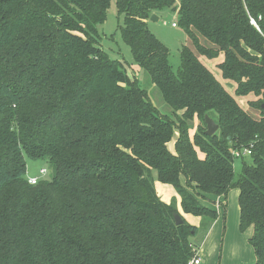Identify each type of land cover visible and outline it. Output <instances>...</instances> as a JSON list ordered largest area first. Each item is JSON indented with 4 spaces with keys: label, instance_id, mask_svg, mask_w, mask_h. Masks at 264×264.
I'll return each mask as SVG.
<instances>
[{
    "label": "trees",
    "instance_id": "16d2710c",
    "mask_svg": "<svg viewBox=\"0 0 264 264\" xmlns=\"http://www.w3.org/2000/svg\"><path fill=\"white\" fill-rule=\"evenodd\" d=\"M116 5L125 43L171 114L99 46L111 0H0V264H189L191 236L219 217L200 198L233 188L241 231L254 228V264H264V0ZM163 10L177 12L190 41L178 71L147 22ZM221 53L224 78L258 117L199 58ZM206 115L219 124L213 135ZM245 148L251 162L242 155L237 174L234 151ZM26 156L47 158L52 178L31 184ZM156 180L200 226L176 198H160Z\"/></svg>",
    "mask_w": 264,
    "mask_h": 264
},
{
    "label": "rangeland",
    "instance_id": "374dc122",
    "mask_svg": "<svg viewBox=\"0 0 264 264\" xmlns=\"http://www.w3.org/2000/svg\"><path fill=\"white\" fill-rule=\"evenodd\" d=\"M178 11V10H177ZM158 19H152L151 17L147 20L148 26L153 34L161 40L169 49V62L174 71H178L181 67V50L185 45H189V37L186 32L179 26H173L172 23L175 20V17L178 16L176 11L172 10H163L157 13ZM124 22V14H120L118 11V7L116 5V0H111V6L108 10L107 19L104 23L98 25V30L100 33L99 38V46L104 49L112 58L120 60L124 63L130 75L138 78V81L142 88H144L149 96V99L156 105L158 110L163 114H171V107L164 101L161 96V93L157 86L152 82L150 75L141 68L138 63L135 61L133 54L131 52L130 47L125 43L122 34H121V26ZM200 60L211 70L214 76L223 84V86L235 97V99L241 104V106L249 111L253 116L258 117L259 111L255 108H252L248 103V97H244L238 95L236 93V84L228 79H225L222 71L219 67V64L224 60V54L221 53L216 57L210 58L206 55H199ZM195 129L191 131L193 134ZM178 133L176 134V137ZM175 137V138H176ZM174 138V139H175ZM172 148V143L170 145ZM199 154H201L199 152ZM247 162H251V158L248 155L244 156ZM242 158L237 157L235 161V169L237 174L241 171L242 166ZM27 162V174L26 177H39L41 179H51L54 175V168L50 164L47 158H39L34 159L26 156ZM46 168L47 172L45 174H41V169ZM154 174H156L154 172ZM228 198V197H227ZM225 196H223L224 200H228ZM201 202L208 206L211 209H216L217 202L213 201L212 198H200ZM177 202V201H176ZM221 206H222V201ZM232 203V202H231ZM213 206V207H212ZM178 207V205H177ZM182 207V206H181ZM215 207V208H214ZM223 210L226 209L227 206L223 205ZM179 209V208H178ZM232 205L229 209L230 219L232 218ZM180 212V211H179ZM184 212V211H183ZM181 214V213H180ZM182 215V214H181ZM183 216V215H182ZM184 217V216H183ZM201 222L199 223V226ZM224 225V220L222 221V226ZM208 226H203L200 228L197 235L191 236V240L195 243L197 248L201 242L207 238ZM211 231V230H210ZM237 227L236 222L231 220L230 224V238L235 240L237 237ZM222 234V232H221ZM222 241V240H221ZM220 241V244H221ZM222 244L220 245L221 248ZM221 251V250H220ZM221 255L217 257V261H219ZM257 261H253L254 264Z\"/></svg>",
    "mask_w": 264,
    "mask_h": 264
},
{
    "label": "crops",
    "instance_id": "0c3cea01",
    "mask_svg": "<svg viewBox=\"0 0 264 264\" xmlns=\"http://www.w3.org/2000/svg\"><path fill=\"white\" fill-rule=\"evenodd\" d=\"M171 143L173 146L172 148L170 147ZM171 143H169V147L172 151H174L175 140ZM182 180L185 181L184 178ZM155 186L158 195L163 201L170 203L173 197L176 198L179 211L184 218L190 224L199 226L201 217L183 212L181 207V197L177 194L172 185L156 180ZM239 194L240 190L238 188H233L227 195L228 198L226 197L228 199L227 201L223 199V196H210L214 202H217L216 209L219 212V217L209 229V234L207 233L206 236L207 238H205V240L199 245V248H197V256L200 259L199 264H218L216 259L219 254L221 255L219 264H251L255 261V249L250 243V238L253 234L254 228L253 226H250L245 231H241L240 229V207L238 202ZM220 201H222V206ZM223 205L227 206L224 210ZM231 205L233 208V215L230 219L229 209ZM223 220L224 225L222 226ZM231 220L236 222L238 233L235 240L231 239L229 234ZM220 241L222 244L221 248Z\"/></svg>",
    "mask_w": 264,
    "mask_h": 264
},
{
    "label": "built area",
    "instance_id": "2783aa9c",
    "mask_svg": "<svg viewBox=\"0 0 264 264\" xmlns=\"http://www.w3.org/2000/svg\"><path fill=\"white\" fill-rule=\"evenodd\" d=\"M251 23L255 25L256 27H259L257 20L253 17H251ZM172 25L178 26L177 17H175V20L173 21ZM250 154H251L250 148H245L243 151H240V150L234 151V155L236 157H241L242 155L245 156V155H250ZM40 172L41 174H45L47 172V169L42 168ZM28 180L31 184H37L41 180V178L32 176V177H29ZM199 263H200V259L197 255L189 262V264H199Z\"/></svg>",
    "mask_w": 264,
    "mask_h": 264
},
{
    "label": "water",
    "instance_id": "95a60500",
    "mask_svg": "<svg viewBox=\"0 0 264 264\" xmlns=\"http://www.w3.org/2000/svg\"><path fill=\"white\" fill-rule=\"evenodd\" d=\"M151 18L158 19V16L157 14H153ZM205 119L207 123L206 134L213 135L219 129V124H217L209 115H206ZM175 220L177 224H181L183 222L182 216L180 214H175Z\"/></svg>",
    "mask_w": 264,
    "mask_h": 264
}]
</instances>
